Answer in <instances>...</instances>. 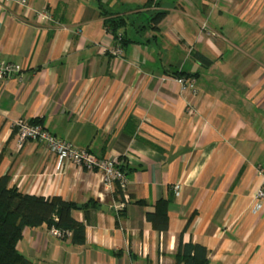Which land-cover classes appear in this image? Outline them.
<instances>
[{
  "label": "crops",
  "instance_id": "crops-1",
  "mask_svg": "<svg viewBox=\"0 0 264 264\" xmlns=\"http://www.w3.org/2000/svg\"><path fill=\"white\" fill-rule=\"evenodd\" d=\"M27 1L53 21L0 0V61L21 68L0 81V177L23 194L98 206L72 212L84 225L80 246L45 225L24 229L16 249L28 264H173L188 221L182 243L206 248L207 264H264V201L254 207L264 169V0ZM156 13L164 16L154 25ZM116 19L125 25L114 37L106 23ZM175 71L196 75L194 94L166 74ZM18 119L117 158L129 203L116 210L115 186L57 167L35 141L17 150ZM172 194L158 233L145 212Z\"/></svg>",
  "mask_w": 264,
  "mask_h": 264
},
{
  "label": "trees",
  "instance_id": "trees-1",
  "mask_svg": "<svg viewBox=\"0 0 264 264\" xmlns=\"http://www.w3.org/2000/svg\"><path fill=\"white\" fill-rule=\"evenodd\" d=\"M163 16L162 13L154 14L150 23L156 25ZM124 25L123 20L116 19L106 23V28L116 37V32ZM193 58L202 67L210 65L199 54H194ZM166 74L174 79H191L196 76L177 71ZM30 123L40 125L36 120ZM121 170L126 174L124 166ZM9 183L8 176L0 177V264H28V261L16 249L22 238L23 230L26 228H38L45 225L47 229L55 228L61 232H70L69 239L73 245L84 244V225L72 218V212L98 209L95 202L89 201L84 205H78L59 197L44 199L30 196L19 192L15 186H9ZM115 190L119 196L118 186H115ZM172 196L173 194L159 199L151 209L145 212L146 221L158 233H165L168 229V206L172 201ZM136 203L147 207L143 201H136ZM187 225L178 237L173 264H207L208 251L206 248L191 241L182 243V236L188 228Z\"/></svg>",
  "mask_w": 264,
  "mask_h": 264
},
{
  "label": "built area",
  "instance_id": "built-area-1",
  "mask_svg": "<svg viewBox=\"0 0 264 264\" xmlns=\"http://www.w3.org/2000/svg\"><path fill=\"white\" fill-rule=\"evenodd\" d=\"M8 4H15L29 12L33 11L34 15L42 22H52V16L47 10L34 11L31 9L27 0H2ZM120 53V51H116ZM21 68L13 63L0 61V81H5L13 75H18ZM181 86L183 92H190L194 94V82L191 79H175ZM12 127L15 129V144L16 149L20 150L25 142L35 141L43 145L56 159V166L59 167L62 162L71 164L76 168L95 172L99 175L100 181L103 185L118 186L120 195L118 196L119 202L114 206L116 210H123L129 203L130 198L126 192L128 180L121 170L123 164L117 158H99L90 155L86 150H81L71 143L55 137L49 131L44 129L41 125L32 124L25 119L16 120ZM257 175L262 179L260 188L256 191L254 196L255 211L260 209V203L264 201V169L258 167L256 169ZM179 189L176 185L173 189L177 192ZM50 236L58 239L69 238L70 232H61L55 228L48 229Z\"/></svg>",
  "mask_w": 264,
  "mask_h": 264
}]
</instances>
